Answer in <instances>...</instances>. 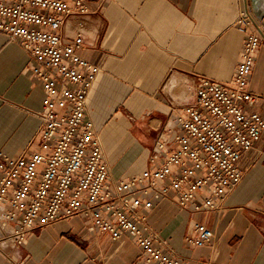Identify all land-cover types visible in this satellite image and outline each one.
I'll return each mask as SVG.
<instances>
[{
  "label": "crops",
  "instance_id": "crops-1",
  "mask_svg": "<svg viewBox=\"0 0 264 264\" xmlns=\"http://www.w3.org/2000/svg\"><path fill=\"white\" fill-rule=\"evenodd\" d=\"M89 11L65 20V36L81 34V55L98 64L87 97V118L99 132L111 179L151 166L158 133L170 142L177 111L194 103L202 77L232 83L252 15L262 42L249 87L258 98L243 103L264 117V0H87ZM22 45L0 31V152L28 155L40 148L38 112L44 91ZM166 152L160 154L163 156ZM241 182L220 209L180 207L175 194L152 203L148 224L167 240L182 264H264V131L239 161ZM175 198V199H174ZM204 223L214 239L193 246L185 237ZM0 231V264H158L123 233L91 231L83 217L34 227L14 245ZM3 233V235H2Z\"/></svg>",
  "mask_w": 264,
  "mask_h": 264
},
{
  "label": "built area",
  "instance_id": "built-area-1",
  "mask_svg": "<svg viewBox=\"0 0 264 264\" xmlns=\"http://www.w3.org/2000/svg\"><path fill=\"white\" fill-rule=\"evenodd\" d=\"M88 11L87 0H0V31L37 62L31 71L45 94L37 114L39 150L15 156L0 152V224L8 229L6 238L20 245L34 227L79 216L93 232L114 239L130 235L150 262L182 264L149 226V209L171 192L180 207L220 209L241 182L239 161L264 131V117L243 105L258 98L249 78L261 31L250 13L240 12L237 24L246 36L233 82L202 77L194 103L176 112L170 142L166 129L158 133L151 166L115 180L99 132L86 116L101 67L81 55V34L62 33L67 17ZM214 235L198 222L185 241L201 246Z\"/></svg>",
  "mask_w": 264,
  "mask_h": 264
},
{
  "label": "bare ground",
  "instance_id": "bare-ground-1",
  "mask_svg": "<svg viewBox=\"0 0 264 264\" xmlns=\"http://www.w3.org/2000/svg\"><path fill=\"white\" fill-rule=\"evenodd\" d=\"M1 229H2V227H0V231H1ZM5 231H7V229Z\"/></svg>",
  "mask_w": 264,
  "mask_h": 264
},
{
  "label": "rangeland",
  "instance_id": "rangeland-1",
  "mask_svg": "<svg viewBox=\"0 0 264 264\" xmlns=\"http://www.w3.org/2000/svg\"><path fill=\"white\" fill-rule=\"evenodd\" d=\"M0 227H2L1 224H0ZM2 235H3V233H2Z\"/></svg>",
  "mask_w": 264,
  "mask_h": 264
}]
</instances>
